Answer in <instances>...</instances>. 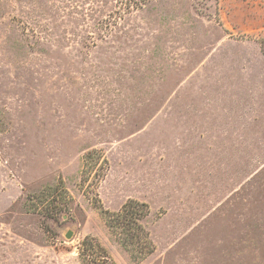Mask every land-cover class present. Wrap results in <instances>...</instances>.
<instances>
[{
    "label": "rangeland",
    "instance_id": "rangeland-1",
    "mask_svg": "<svg viewBox=\"0 0 264 264\" xmlns=\"http://www.w3.org/2000/svg\"><path fill=\"white\" fill-rule=\"evenodd\" d=\"M130 200L152 252L105 222ZM87 236L264 264V0H0V264H87Z\"/></svg>",
    "mask_w": 264,
    "mask_h": 264
},
{
    "label": "trees",
    "instance_id": "trees-1",
    "mask_svg": "<svg viewBox=\"0 0 264 264\" xmlns=\"http://www.w3.org/2000/svg\"><path fill=\"white\" fill-rule=\"evenodd\" d=\"M136 5L139 6V3ZM133 7H135V5L129 4V8ZM41 198L42 201L48 199L46 195L45 197L41 196ZM49 200L54 201L56 198L51 196L48 201ZM149 214V205L146 202L136 200L127 201L120 210L115 212L103 210V217L107 226L119 235L125 248L129 251H133L134 255L137 254V251H143V248H146L148 250L147 252H152L154 249L150 232L142 222ZM82 244L86 246L84 249L80 248V254L87 264H100V262L94 258L93 253H90V249L87 248L89 245L100 249L104 256V264H116L111 255L95 237L87 236Z\"/></svg>",
    "mask_w": 264,
    "mask_h": 264
},
{
    "label": "water",
    "instance_id": "water-1",
    "mask_svg": "<svg viewBox=\"0 0 264 264\" xmlns=\"http://www.w3.org/2000/svg\"><path fill=\"white\" fill-rule=\"evenodd\" d=\"M66 235L70 238L72 236V231H69Z\"/></svg>",
    "mask_w": 264,
    "mask_h": 264
}]
</instances>
